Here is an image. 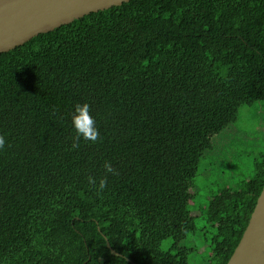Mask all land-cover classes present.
<instances>
[{
	"label": "trees",
	"instance_id": "obj_1",
	"mask_svg": "<svg viewBox=\"0 0 264 264\" xmlns=\"http://www.w3.org/2000/svg\"><path fill=\"white\" fill-rule=\"evenodd\" d=\"M257 101L264 0H127L1 52L0 264H226L264 141L251 174L194 185L223 116ZM77 103L95 142L75 139Z\"/></svg>",
	"mask_w": 264,
	"mask_h": 264
},
{
	"label": "water",
	"instance_id": "obj_2",
	"mask_svg": "<svg viewBox=\"0 0 264 264\" xmlns=\"http://www.w3.org/2000/svg\"><path fill=\"white\" fill-rule=\"evenodd\" d=\"M127 0H0V53L38 33ZM226 264H264V186Z\"/></svg>",
	"mask_w": 264,
	"mask_h": 264
},
{
	"label": "rangeland",
	"instance_id": "obj_3",
	"mask_svg": "<svg viewBox=\"0 0 264 264\" xmlns=\"http://www.w3.org/2000/svg\"><path fill=\"white\" fill-rule=\"evenodd\" d=\"M231 117L230 113L225 114L222 119L225 129L216 131V136L221 131L223 134L214 143L216 154L199 163V175L194 185L198 193L196 198L203 199L202 191L217 186L231 174L235 177L253 172L256 145L264 141V103L257 101L255 107H242L237 119L229 124L227 121ZM179 198L181 204L186 201L184 195Z\"/></svg>",
	"mask_w": 264,
	"mask_h": 264
},
{
	"label": "clouds",
	"instance_id": "obj_4",
	"mask_svg": "<svg viewBox=\"0 0 264 264\" xmlns=\"http://www.w3.org/2000/svg\"><path fill=\"white\" fill-rule=\"evenodd\" d=\"M71 126L75 131V139L78 141L83 139L85 141L95 142L98 139L99 132L96 127L95 117L90 113L89 105L87 103H77L71 113ZM5 146V138L0 136V149ZM72 147H76L74 143ZM105 169L108 172H112L113 169L111 164L105 163ZM89 182L92 183L93 180L89 177ZM105 187V180L101 179L99 181V188L103 189Z\"/></svg>",
	"mask_w": 264,
	"mask_h": 264
}]
</instances>
